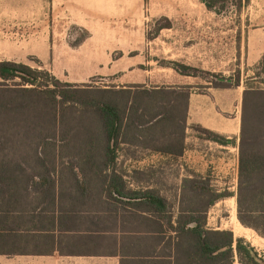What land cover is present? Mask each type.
<instances>
[{"label":"trees","instance_id":"16d2710c","mask_svg":"<svg viewBox=\"0 0 264 264\" xmlns=\"http://www.w3.org/2000/svg\"><path fill=\"white\" fill-rule=\"evenodd\" d=\"M230 1L200 0L216 13L224 11ZM172 68L184 76H192L195 70L180 62H172ZM257 69L243 83L237 218L264 237L256 223L246 219L253 216L264 222V86L253 85L259 78L264 84V54ZM220 79L215 87L240 85L239 77L231 83L230 78ZM183 89L79 86L59 80L46 69L0 60V147L8 137V123L30 126L41 122L49 128L55 115L80 106L82 113L71 116L77 120L88 114L89 124L88 150L79 160L60 163L37 156L34 166L27 170V159L12 162L0 156V253L30 243L21 245L11 235L19 227L18 217L38 218L40 227L42 222L57 218L71 222L68 227L75 233H86L87 240L105 248L104 255L117 256L120 264H234L236 260L239 264H264V258L244 238H235L230 230L206 227L207 208L231 196L229 192L214 190L205 180L188 179L192 192L207 195L206 207L200 209L197 204L180 208L174 218L167 199L157 189L140 185L148 179L142 171L134 170L130 179L120 174L117 156L123 144L144 142L141 137L148 135L154 140L156 133L162 134L178 120L183 130L179 140L150 147L163 154L181 155L188 108V92ZM195 128L205 139L231 142L200 126ZM125 134L138 138L125 139ZM51 138L47 134L35 139L38 144L48 145ZM52 171L71 174L67 178L51 177ZM17 172H34L37 179L9 176ZM31 195L36 205L19 208L18 200ZM63 198L67 199L66 205L62 204Z\"/></svg>","mask_w":264,"mask_h":264},{"label":"rangeland","instance_id":"374dc122","mask_svg":"<svg viewBox=\"0 0 264 264\" xmlns=\"http://www.w3.org/2000/svg\"><path fill=\"white\" fill-rule=\"evenodd\" d=\"M61 1L0 0V60L46 69L59 80L79 86L113 87L128 74L130 85L184 88V92L188 88L203 92L208 85L219 86L220 76L230 78L228 82L239 77L243 92L244 81L258 71L260 59L254 63L253 58H247L245 40L248 29H264V0H241L240 4L239 0H231L220 13L208 10L200 0H90V4L97 6L98 14L79 19L85 25L74 17L81 11L80 6L66 7ZM172 62L192 66L193 75L184 77L172 68ZM253 83L264 86L260 78ZM83 110L77 106L55 115L49 128L41 122L30 126L22 122L6 124L8 137L0 147V156L12 162L27 159V170L34 166L32 162L37 156L60 163L79 160L88 150V114L77 120L71 115L78 116ZM179 122L170 124L162 134L156 133L154 140L149 135L142 136L144 142L119 148L118 169L143 168L150 172L140 185L149 184L167 197L174 214L180 208L197 204L200 209L206 207L207 195L192 192L188 178L205 180L214 190L229 192L231 196L207 208L208 226L232 231L264 256V237L256 230L250 228L252 239L233 231L230 199L237 218L238 189L233 152L224 161L203 158L186 163L150 147L179 140L183 132ZM47 134L53 137L50 144H38L35 138ZM123 138L138 137L125 134ZM208 151L217 153L214 149ZM127 156L130 161H126ZM252 218L246 219L264 232V222ZM34 248L56 253L87 250L85 246H60L49 241Z\"/></svg>","mask_w":264,"mask_h":264},{"label":"crops","instance_id":"0c3cea01","mask_svg":"<svg viewBox=\"0 0 264 264\" xmlns=\"http://www.w3.org/2000/svg\"><path fill=\"white\" fill-rule=\"evenodd\" d=\"M62 1L61 5H65L66 7L74 4L80 6L79 8L81 11L76 13L74 17L76 18V22L81 23V25H85L80 22L81 20H86V17L98 14L97 6L90 4V0L76 3L70 0ZM245 43L248 51L247 58H253V62L256 63L264 53V29H248ZM123 77L125 80L120 82L117 87L127 88L132 83V80H130L128 74H124ZM188 89V108L184 128V148L181 155H177L176 157L183 159L186 163L203 158H217L224 161L229 156V153L233 152L232 160L236 165L237 172L241 127V86L219 88L208 85L203 92L193 91L192 88ZM196 126H200L203 129L220 135L231 142L223 144L205 139L201 137L203 134L195 128ZM192 140L201 141L204 144L192 142ZM209 149H214L217 153L209 152ZM166 155L175 157V155ZM130 158V156H127L125 159H129L126 161H130ZM117 164H119L118 156ZM134 170H120V174L124 179H130ZM138 170L142 171L144 175L149 177L150 172L146 169L138 168ZM70 174L71 173L66 171H52L49 173L51 177L66 178L70 176ZM35 175L36 173L34 172H17L12 173L9 176L14 178L34 176V178L37 179V176ZM76 175L81 177V173L79 172H76ZM131 186L135 187L133 186V183H131ZM150 187L152 188L153 186ZM61 190L64 191L65 188ZM159 194L162 195L160 192ZM162 196L165 197L164 195ZM165 198L170 205L168 198ZM66 200V198H63L64 203L62 204L66 205ZM34 202L35 199L31 195L25 199H19L18 207L23 208V206H25L27 208H32L36 205ZM176 214L177 213L174 214V218ZM55 219L56 220L50 219L42 222L43 226L40 227L41 221H39L38 218L21 219L18 217L17 221L19 227L17 231L11 235L16 237L21 245L26 242L30 243L18 247L16 250L0 253V264H120L117 256L104 255L106 252L105 248L97 246L87 240V237L89 236L86 233H75L70 227H68L71 222L67 220L58 221L57 218ZM208 225L209 223L206 221V227L213 229ZM48 241L54 245L60 246H63L64 244H73V246L77 247L85 246L87 250L56 253L38 251L34 248L46 244ZM262 257L264 258V256ZM235 262L238 263L237 260Z\"/></svg>","mask_w":264,"mask_h":264},{"label":"bare ground","instance_id":"6f19581e","mask_svg":"<svg viewBox=\"0 0 264 264\" xmlns=\"http://www.w3.org/2000/svg\"><path fill=\"white\" fill-rule=\"evenodd\" d=\"M230 203L232 204V208H233V215H234V218H233V227H234V230L236 234H239V235H242L244 236L245 238L247 239H252L254 235H252V230L248 227H245L243 226L238 220L237 218L235 217V207H234V203H233V199H230ZM256 241V240H254Z\"/></svg>","mask_w":264,"mask_h":264}]
</instances>
